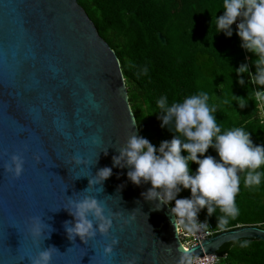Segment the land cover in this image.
I'll list each match as a JSON object with an SVG mask.
<instances>
[{
    "label": "water",
    "instance_id": "water-1",
    "mask_svg": "<svg viewBox=\"0 0 264 264\" xmlns=\"http://www.w3.org/2000/svg\"><path fill=\"white\" fill-rule=\"evenodd\" d=\"M132 134L140 136L119 58L78 1L0 0V264H30L49 247L56 249L50 264L133 257L178 264L186 251L202 256L236 239L264 241L259 224L237 225L186 249L171 206L145 199L151 184L136 185L127 167L113 165ZM14 154L24 161L19 177L4 167ZM105 166L111 175L90 184ZM86 195L105 206L112 227L107 235L69 238L70 201ZM33 218H40V236L31 232ZM113 237L118 243L105 254Z\"/></svg>",
    "mask_w": 264,
    "mask_h": 264
},
{
    "label": "trees",
    "instance_id": "trees-1",
    "mask_svg": "<svg viewBox=\"0 0 264 264\" xmlns=\"http://www.w3.org/2000/svg\"><path fill=\"white\" fill-rule=\"evenodd\" d=\"M77 1L119 58L140 136L158 147L160 141L174 135L167 126H160L156 101L161 96H166L171 105L206 92L209 105L216 108L215 116L222 131L240 127L249 131L254 144L264 145V102L255 98L260 86L251 83L248 73L240 74L245 84H239L234 70L247 63L254 73L255 56L240 46L237 22L232 25L231 37L215 33V15L223 13L222 8L218 9L222 0ZM159 31L166 37V44L159 40ZM145 67L147 73L143 71ZM241 100L246 102L243 108L238 104ZM208 154L216 156L211 147L205 153ZM190 168L195 171L197 164L191 162ZM238 175L239 215L235 219L229 218L220 229L218 217L223 213L218 207L211 216L206 208L198 213L219 231L247 224L264 227V178L261 185L249 189L244 185L245 173ZM189 195V189L178 194ZM243 240L250 242L247 247L240 246ZM218 253L225 255L223 264H264V241L232 240L223 243Z\"/></svg>",
    "mask_w": 264,
    "mask_h": 264
},
{
    "label": "clouds",
    "instance_id": "clouds-1",
    "mask_svg": "<svg viewBox=\"0 0 264 264\" xmlns=\"http://www.w3.org/2000/svg\"><path fill=\"white\" fill-rule=\"evenodd\" d=\"M221 8L223 13L215 15V33L223 32L231 37L232 25L237 22L240 46L255 56L254 73L247 63H241L234 69L237 82L244 85L240 74L248 73L251 83L260 86L255 92L256 100L264 102V0H222L218 9ZM143 71L147 73V67ZM208 101L206 92L187 96L171 105L166 96H161L156 101L160 110L158 119L162 128L167 126L174 132L172 138L160 141L157 147L148 138L132 134L120 147L119 154L113 156L114 166L128 168L127 177L131 182L151 184L142 193L145 199L158 200L157 207L174 201L171 213L176 231L183 229L196 233L206 230L208 224L198 220V213L206 208L211 216L217 207L223 213L218 217V227L223 229L229 218L235 219L239 215L236 204V195L240 191L238 173H245L244 185L249 189L261 185L264 178V145L254 144L249 131L243 128L222 131L215 116L216 108ZM238 104L243 108L246 102L241 100ZM209 147L214 149L216 156L205 155ZM75 159L80 162V157ZM11 160V164H5V170L19 177L23 171V158L14 154ZM191 162L197 164L195 171L190 168ZM111 172V167L100 168L89 183H98L108 178ZM183 189H189L190 195L179 197ZM70 204L75 223L65 225L69 238L75 234L81 240H87L94 238L97 232L102 235L109 233L112 217L105 214V206L95 196L86 195L83 199L70 201ZM31 232L35 236L41 235L40 218H33ZM117 243L118 239L113 237L104 245V253H112ZM249 243L243 240L240 246L247 247ZM54 250V247L40 250L29 259L30 264H50ZM125 264H136V258L127 260ZM178 264H194L191 251H186Z\"/></svg>",
    "mask_w": 264,
    "mask_h": 264
},
{
    "label": "built area",
    "instance_id": "built-area-1",
    "mask_svg": "<svg viewBox=\"0 0 264 264\" xmlns=\"http://www.w3.org/2000/svg\"><path fill=\"white\" fill-rule=\"evenodd\" d=\"M198 220L201 222H207L208 228L206 230H201L196 233H191L185 231L183 229H178V236L180 241L182 242L183 246L188 249L189 246L200 243L207 237L213 236L219 232V230L215 229L213 224L202 218L198 214ZM194 257V264H223V260L225 259V255H221L219 253L214 254H204L202 256H193Z\"/></svg>",
    "mask_w": 264,
    "mask_h": 264
}]
</instances>
